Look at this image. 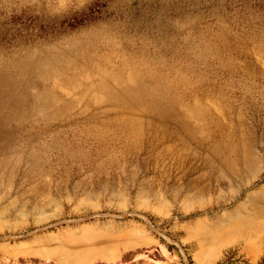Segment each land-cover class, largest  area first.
Segmentation results:
<instances>
[{
  "label": "rangeland",
  "instance_id": "1",
  "mask_svg": "<svg viewBox=\"0 0 264 264\" xmlns=\"http://www.w3.org/2000/svg\"><path fill=\"white\" fill-rule=\"evenodd\" d=\"M50 45L70 48L39 105L51 132L69 131L70 117L138 116L117 92L143 84L180 94L182 113L211 108L237 158L208 163L184 148L169 184L153 187L142 163L120 185L98 186L89 169L64 176L63 189L46 176L52 187L39 194L23 174L2 179L0 264H264V0H0L1 59Z\"/></svg>",
  "mask_w": 264,
  "mask_h": 264
},
{
  "label": "bare ground",
  "instance_id": "2",
  "mask_svg": "<svg viewBox=\"0 0 264 264\" xmlns=\"http://www.w3.org/2000/svg\"><path fill=\"white\" fill-rule=\"evenodd\" d=\"M69 52L68 46L50 45L26 51L15 50L9 58H0V180L12 181L23 174L26 181L39 182L36 189L39 194L52 187L46 176L58 178L57 188L61 189L66 185L67 177L81 175L89 169L91 182H104L106 185L113 177L114 184L120 185L130 174L129 167L142 163L156 177L153 187L169 184L170 166L179 167L187 157L181 158L178 152L190 146L204 151L208 163L213 158L221 165L236 160L238 146L235 137L227 131L228 124L215 116L211 108L206 107L202 111L196 107L192 115L182 113L178 111L180 94H176L175 99L172 93L148 89L143 84L125 86L117 92V101L126 108L137 107L140 111L138 116L116 114L94 118L92 115V118L81 121L70 117L66 119L69 131L58 128L51 132L53 122L48 117L38 116L39 105L49 92L57 64L67 66L65 60ZM99 86L105 88L108 85L100 82ZM33 88L38 90L33 91ZM111 90V95L115 94V90ZM215 95L223 97L221 92ZM201 115L202 125H193V118ZM61 118L58 116L55 122L64 119ZM235 129L239 142L245 140V123L237 124ZM224 153H228V158L222 157ZM53 161L58 166L53 165ZM216 168L212 165V172ZM131 172L136 174L135 169ZM203 180L198 177L192 185L197 186ZM223 181L222 177L209 179L204 188ZM175 184L179 186L180 183ZM261 209L264 212V206Z\"/></svg>",
  "mask_w": 264,
  "mask_h": 264
},
{
  "label": "built area",
  "instance_id": "3",
  "mask_svg": "<svg viewBox=\"0 0 264 264\" xmlns=\"http://www.w3.org/2000/svg\"><path fill=\"white\" fill-rule=\"evenodd\" d=\"M236 258H237V257H236ZM238 259H239V258H238ZM238 259H237V260H238ZM238 262H241V261H238Z\"/></svg>",
  "mask_w": 264,
  "mask_h": 264
}]
</instances>
